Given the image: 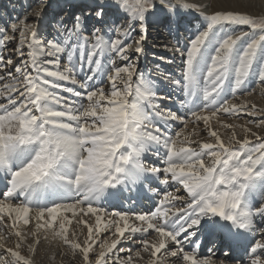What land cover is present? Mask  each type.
<instances>
[{
	"label": "snow or ice",
	"instance_id": "1",
	"mask_svg": "<svg viewBox=\"0 0 264 264\" xmlns=\"http://www.w3.org/2000/svg\"><path fill=\"white\" fill-rule=\"evenodd\" d=\"M157 5L167 15L183 8L203 17V30L171 49L181 59L180 79L158 73L183 93L178 103L185 113L162 107L161 101L172 97L161 95L137 67L147 13ZM115 7L129 22H105L101 3L96 11L101 27L90 31L76 16L71 27L57 21L56 36L46 42L38 38V26L25 21L12 25L18 38L0 33L5 50L0 53V264H39L35 254L42 237L67 246L81 264H137L142 253L149 257L144 264H165L169 258L216 264L211 249L201 257L185 245L198 247L197 236L221 234L229 246L255 238L257 231L264 237V228L257 227V218L264 225V135L253 130L264 128V119H219L264 114L256 103L227 98L245 92L251 82L264 95V15L206 13L188 0H115ZM43 15L41 8L35 18ZM134 24L140 33L135 39ZM234 26L249 31L236 34ZM13 41L16 46L9 49ZM173 122L184 125L175 136L167 130ZM189 122L195 125L190 131ZM201 131L207 139H193ZM148 154L163 166L146 163ZM156 181L180 187L158 191L152 187ZM129 185L157 196L154 210L109 212L101 206ZM13 236L15 245L6 247L2 241ZM133 241L135 253L118 249ZM25 248L29 255L21 254ZM117 250L128 255L121 258ZM247 251L250 264H264L259 254L264 239H255Z\"/></svg>",
	"mask_w": 264,
	"mask_h": 264
},
{
	"label": "bare ground",
	"instance_id": "2",
	"mask_svg": "<svg viewBox=\"0 0 264 264\" xmlns=\"http://www.w3.org/2000/svg\"><path fill=\"white\" fill-rule=\"evenodd\" d=\"M49 1L51 0H0V33H4L7 35H15L18 38L19 33H13L11 31L12 25L16 24L19 25L21 21H25L29 25H37L39 29V37L43 39L45 42L49 39H53L56 36L54 32L56 24L58 20H63L64 24L70 25L69 17L71 11L76 10L79 5L82 4L81 8H86V13L92 12L93 5L92 1L84 2H75V0H71L67 5V10L63 11L60 16L56 13L60 12L58 6L51 3V7ZM175 1V0H174ZM237 0H188L189 3L199 4L202 6V10L206 13H210L213 10H219L222 6L226 3L236 2ZM246 1V0H244ZM247 2V1H246ZM245 2V3H246ZM59 3V2H58ZM105 6V17L104 21L107 23H111L115 21L116 25H120L122 23L129 22V17L124 15L119 9L116 7L109 6L107 1L104 2ZM243 3V2H242ZM54 5V6H53ZM238 6V5H237ZM236 6V7H237ZM80 7V6H79ZM43 8L44 15L43 18L37 21L35 18V13L37 10ZM240 8V6H239ZM182 10H178L175 15H167L164 12L161 13V16L153 17L149 16L146 18L145 27L152 26L155 29H146V41L144 42V52L139 56L137 61V67L140 72H143L146 76L150 79L154 80L157 84V87L160 91L161 95L164 96H171L172 99L161 101L162 107L171 108L173 111H178V113H185V109H181L178 101L182 100L183 93L177 91L173 86H171L167 81L163 79L162 76L158 75V73H164L167 75H171L176 79H180V67L181 59L178 53H171L172 49V42H175V46L180 45L181 40L185 37L186 41L191 37L194 36L197 30H203L204 28V21L203 17L200 16L196 10H190L191 12L182 15ZM196 12V13H195ZM194 13L197 15H194ZM182 15V16H181ZM123 17V18H122ZM84 27L90 31V25H95V27H101L100 21L95 19L87 18L86 21L84 20ZM90 25H89V24ZM150 23V24H149ZM71 26V25H70ZM155 26V27H154ZM133 27L136 29L133 39L139 36V25L134 24ZM163 28L165 32L166 29L169 31L167 32L168 37L165 33L162 32L160 28ZM170 27V28H169ZM157 28V29H156ZM236 28V27H234ZM235 33L238 34L239 30L236 28ZM2 38V37H0ZM16 46V41L9 43L8 48L12 49ZM161 50V51H155ZM3 48H0V53L4 52ZM27 51V49H25ZM159 52V53H158ZM167 52V53H166ZM7 58V57H6ZM163 58V59H161ZM12 59L15 62H18V57L13 56ZM149 59V60H148ZM169 60H172V63H168ZM140 62V63H139ZM150 62V63H149ZM139 63V65H138ZM172 69L173 73H170L169 70ZM4 74V70L0 69V75ZM3 82H0L2 84ZM71 86V85H68ZM168 86V87H167ZM164 87V88H163ZM170 89L173 91V94L170 93ZM238 92L235 97L229 95L227 98L230 102L235 103H242L245 100L256 103L258 109H264V95L260 93V86L255 82H251L248 89L240 94ZM251 93V94H249ZM2 102V101H0ZM249 111H251L249 106ZM186 119H189L188 115H185ZM219 119L226 122V123H246L249 120L258 123L261 119H264V114L260 111H257L255 115L249 116L246 113H240L238 117L231 116L227 114H221ZM249 127H253L252 124L248 125ZM195 125L191 122L188 124V129L191 130ZM218 127V126H217ZM184 128V125L179 122H173L170 126H168V132L170 135L175 136L176 132L181 131ZM199 128H203L202 122L199 124ZM199 130V129H198ZM221 132H224V129H220ZM254 131H257L259 134L264 135V128L256 129L253 127ZM193 139H207L206 131H201L199 137H193ZM145 162L152 163L155 162L157 166H163L160 161L156 158L148 154L145 157ZM150 165V164H149ZM152 187L161 190H175L180 186L176 185L174 187H168L166 185L160 184L159 181L152 183ZM3 184L0 183V191H3ZM180 195H186L182 190L179 192ZM158 199L152 193L147 192L146 190L142 189L139 186H131L129 185L128 189H125L122 195L118 198L110 199L107 202H103L101 206L105 207L109 212L120 210V211H132V212H149L154 210L155 202ZM257 203L255 206H259V198L257 197ZM177 206H180L179 204ZM70 215V214H69ZM94 222V218H93ZM70 230L75 229V221L73 225L69 226ZM82 227V226H81ZM257 227L264 228V225H260L257 218ZM86 236V229L80 231L78 239L82 243L83 239ZM154 233L151 236L145 238H153ZM204 236H197L194 239L199 241V246L193 243L191 246L185 245V250L191 251L192 248H197L198 254L201 257H205L210 255L209 249L212 250L215 255L213 259L216 261V264H219V261L225 260V264H236L237 261H242V264H250V256L248 255V249H250L251 244L255 242V239H264L259 234V231L256 232L255 238H249V240H237L229 246L224 240L221 234H217L212 237L205 236V242L202 245V238ZM107 238L106 236H101V239ZM139 236H137V241ZM137 241H133L131 244L128 242H122L119 248L124 249H131L132 253H135L138 248L134 247L133 244H136ZM5 243L6 247H13L16 243V238L13 236L10 239H6L2 241ZM31 242V240H29ZM59 241H51L44 240L43 237L41 238V242L39 244V248L37 253L35 254V261L39 262V264H81L79 259L72 260L70 258L68 247L67 246H59ZM59 246V247H58ZM175 247L174 245L172 246ZM234 247V249H231ZM219 249H221L222 253H220ZM226 249V250H224ZM99 248L96 247V252L98 253ZM45 252L47 256H45ZM225 252H228V258H225L223 255ZM63 253V255L61 254ZM22 255H29L27 249H23L21 252ZM118 255L121 258H125L128 255V252L119 253L117 250ZM261 254L262 259H264V253ZM55 256V259H49L51 256ZM159 255V254H158ZM224 258H222V256ZM92 256V255H91ZM143 260H138L137 264H144V262L149 258L148 254L142 253ZM93 261L95 260L92 259ZM165 264H181L179 260L175 258H169L165 260Z\"/></svg>",
	"mask_w": 264,
	"mask_h": 264
},
{
	"label": "rangeland",
	"instance_id": "3",
	"mask_svg": "<svg viewBox=\"0 0 264 264\" xmlns=\"http://www.w3.org/2000/svg\"><path fill=\"white\" fill-rule=\"evenodd\" d=\"M84 2V3H86V2H88V0H75V2ZM89 1H92V3H93V5H95V6H93L92 7V9H94V10H92V12L90 11L89 13H86V8H81V6H82V4L81 5H79L78 6V8L76 9V10H73V11H71V14H70V17H69V22H70V25L72 26V23H73V20H74V18L76 17V16H82L83 17V21L85 20L86 21V19L87 18H90V19H95V17H96V11L98 10L97 9V5H99V4H101V3H103V4H105L104 2H105V0H89ZM107 1V4L109 5V6H112V7H115V0H106ZM247 1V2H246ZM246 1H244V0H237L236 2H230V3H226L224 6H222L221 7V9H223V10H233V11H238V12H242V13H249V14H252V15H254V16H259V15H264V0H246ZM59 2V3H58ZM70 2H72L71 0H51V1H49V3H50V6L49 7H51V3L52 4H54L55 3V5H57L58 6V9H59V11L60 12H57L56 14L58 15V16H60L61 14H62V12L63 11H65V10H67V5L66 4H69ZM243 2V3H242ZM246 2V3H245ZM173 3H175V1L173 0ZM238 5V6H237ZM54 6V5H53ZM237 6V7H236ZM239 6H240V8H239ZM178 10H182L181 12H182V15H184V14H187L188 15V13H190L191 11L190 10H188V9H183V8H179ZM217 10V9H216ZM193 12V11H192ZM191 12V13H192ZM196 12H198V11H196ZM195 12V13H196ZM161 13H162V11H161V8H160V6L159 5H157V7H156V9L155 10H152V11H150L149 13H147V17H149V16H152V18L153 17H157V16H161ZM194 13V15H196ZM199 13V12H198ZM181 15V16H182ZM197 16V15H196ZM123 18V17H122ZM57 21H60V20H58L57 19ZM84 23V22H83ZM54 24H56V21L54 22ZM89 24V23H88ZM150 24V23H149ZM66 25H68V24H66ZM70 25H68L69 27H71ZM90 25V24H89ZM95 26V25H94ZM93 27V25H90V30H91V28ZM155 27V26H154ZM234 27H236L238 30H239V32L240 31H249V29L247 28V27H245V26H234ZM150 28H152V29H155V28H153L152 26H147L146 27V29H150ZM157 28H160V27H157ZM156 28V29H157ZM170 28V27H169ZM235 28V29H236ZM161 30H162V32L163 33H165V35L168 37V34H167V32H169L167 29H166V31L167 32H165L164 31V29L163 28H160ZM55 32V31H54ZM56 33V32H55ZM147 33V32H146ZM85 34H87V33H85ZM192 37V36H191ZM182 39H184V40H181V42H180V45H182L183 43H185V41H186V39H185V37H183ZM172 46H175V42L173 41L172 42ZM155 51H161V50H155ZM159 53V52H158ZM167 53V52H166ZM171 53H174V52H171ZM149 60V59H148ZM140 63V62H139ZM139 63H138V65H139ZM150 63V62H149ZM170 71V73H173L172 72V69L171 70H169ZM168 87V86H167ZM164 88V87H163ZM170 93L171 94H173V91L170 89ZM242 93H244V92H241L240 94H242ZM171 100V99H170ZM219 127V125H217V124H215V122H214V127ZM133 245H135V244H133ZM224 250H226V249H224ZM219 251H220V253H222V251H221V249H219ZM68 252H69V255H70V258L72 259V260H74V259H79L80 260V262H81V258L79 257V256H76V257H73V254H72V252H71V250L70 249H68ZM224 255V254H223ZM223 255H221L222 256V258H224L223 257ZM95 258V254H92V256H91V259H94ZM224 259H227V258H224Z\"/></svg>",
	"mask_w": 264,
	"mask_h": 264
}]
</instances>
